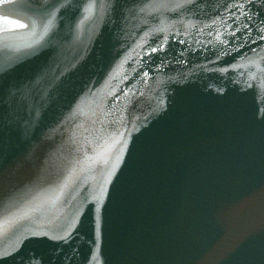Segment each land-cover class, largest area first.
Returning <instances> with one entry per match:
<instances>
[{"label": "water", "instance_id": "obj_1", "mask_svg": "<svg viewBox=\"0 0 264 264\" xmlns=\"http://www.w3.org/2000/svg\"><path fill=\"white\" fill-rule=\"evenodd\" d=\"M0 264H264V0H0Z\"/></svg>", "mask_w": 264, "mask_h": 264}]
</instances>
